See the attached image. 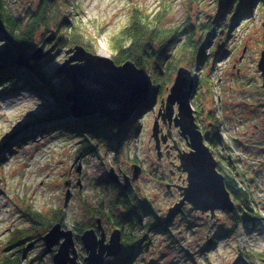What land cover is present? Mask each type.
<instances>
[{"label":"rangeland","instance_id":"1","mask_svg":"<svg viewBox=\"0 0 264 264\" xmlns=\"http://www.w3.org/2000/svg\"><path fill=\"white\" fill-rule=\"evenodd\" d=\"M6 2L15 15L27 20L40 0ZM73 5L71 23L93 43V53L111 58L115 52L113 37L136 8L143 15L159 18L162 28L180 31L189 24L195 27V40L206 46L209 57L201 68L191 69L200 85L192 105L202 118L211 109L222 118V137L231 145L228 149L235 158L232 169L245 172L244 178L252 190V199L246 205L251 210L239 223L231 212L217 210L211 216L186 207L185 216L159 231L150 228L153 219L149 224L143 216L142 224L125 228L134 238L132 246L122 254L126 264H232L240 250L251 255V264H263L256 262L252 254L264 253V89L258 68L264 50V0H234L229 14L235 15L238 10L243 13L237 18L232 16L226 24L221 20L213 22L218 0H74ZM229 14L224 18L228 19ZM214 29L216 34H212ZM59 33L55 27L41 29L30 50L31 54L43 46V55L36 65L40 63L42 74L48 78L59 76L53 78L56 87L62 77L67 80L56 70L72 54L66 50L75 46L60 47ZM186 63L181 66L189 68ZM208 75L216 82L213 90L201 84ZM174 78L160 88L150 108L138 114L139 122L127 126L121 143L108 148L91 138L97 146L93 153L82 148L81 134L64 130V126L50 127L64 121L51 112L49 103L53 98L21 81L0 85V256L19 251L30 264H54L59 243L47 251L44 241L51 228L47 225L53 210L65 212L63 229H72L74 236L77 223L95 224L90 208L104 207L105 215L110 217L121 214V207L111 208L119 188L109 173L112 168L116 172L121 168L133 174V160L144 167L134 185L135 193L151 201L154 214L166 217L179 199L168 192L165 182L178 181L179 174L166 158H158L152 132L158 107L168 96ZM204 126L208 128L209 123ZM176 139L186 145L181 137ZM239 139L244 143H239ZM171 168L176 171L174 177L169 173ZM33 211L45 215L44 225L33 224ZM108 216L102 219L107 241L113 232ZM75 248L77 260L82 261L87 253L76 236ZM111 261L108 257L105 262Z\"/></svg>","mask_w":264,"mask_h":264},{"label":"trees","instance_id":"2","mask_svg":"<svg viewBox=\"0 0 264 264\" xmlns=\"http://www.w3.org/2000/svg\"><path fill=\"white\" fill-rule=\"evenodd\" d=\"M73 3L74 0H40L37 9L27 20H24V18L13 13L8 7L6 0H0V85H4L3 83L14 85L17 81H21L47 96V98H53V102L49 103L51 112L59 115L58 117H61L64 121L54 122L50 127L64 126V130L73 132L75 135L81 134V138H83L82 148L86 149V153H93L97 151V146L90 141L91 138H97L104 146L112 148L114 144L124 139L127 126L130 127L139 122L140 118L136 117L141 111H146L150 108L152 100L159 96L160 88L166 87L172 82L179 66L188 62L186 64L190 69L195 66L201 68L207 61L209 54L206 53V46L200 40H195L196 37L193 35L195 27L192 24L183 27L180 31H176L171 27L162 28L159 18H150L147 15H143L141 10L136 8L132 11L128 23L113 37L112 44L115 52L112 58L118 64L131 60L139 68L143 69L150 80L151 97L139 106L131 120L122 124L115 123L108 118L102 119L98 115H88L81 118L72 117L68 103L64 100V95L71 87L70 82L62 77L59 87H56V82L53 81V78H59V76L46 77L45 73L42 74L40 70V63L33 69L25 68L17 63V55L18 51L30 54L31 48L35 47L34 41L38 32L43 28L50 27H55L61 31L57 39L60 47L80 44L87 50L92 51L93 43L80 32L76 25L71 23L70 14L74 11ZM240 13L243 12L240 11ZM226 21L227 19H221V22L225 24L227 23ZM212 34H216V29L212 30ZM203 83L212 90L216 85L210 75L202 78L201 84ZM49 101L47 99V102ZM210 112L215 121V128L213 137H208L209 143L219 149L220 157L218 162L221 160L228 163L230 162L228 155H223L221 152L224 145L228 148L231 147L222 137L223 120L215 110H210ZM240 143H244V141L241 140ZM230 170L229 173H226L228 175L225 183L237 204L231 215L234 218L233 220L239 223L244 214L251 210L247 206L252 199V190L248 180L244 178L245 172L240 171V176L237 178L236 171L239 170L235 168ZM240 178L241 182L239 183ZM124 197V194H118L111 207L112 209L121 207L123 210L121 214L110 217V215H105L106 210L104 207L102 209L90 208L92 218L98 221V219H104V216H108L107 219L113 227L119 226V222L128 224L127 226L133 228L137 224H142V216L136 212L138 207L136 208L128 200H124ZM146 208L150 209L151 207L147 205ZM65 218L64 211L54 209L52 219L47 226L52 227L55 223L63 225ZM117 221L119 222L117 223ZM32 222L33 224L44 225L45 215L41 212L33 211ZM93 223H77L78 225L74 226L77 240H81V235L85 230L92 227ZM125 242L126 247H131L132 243H134L133 235L130 232L125 233ZM245 256L251 259L249 253ZM252 256L256 257V262H263L264 264L263 252H259L256 255L253 253ZM115 259L117 258L112 259L111 264H126L127 262L122 256L117 259V262L114 261ZM0 264L30 263L18 251L0 256Z\"/></svg>","mask_w":264,"mask_h":264},{"label":"water","instance_id":"3","mask_svg":"<svg viewBox=\"0 0 264 264\" xmlns=\"http://www.w3.org/2000/svg\"><path fill=\"white\" fill-rule=\"evenodd\" d=\"M234 0H218V10L213 22H217L229 14V8ZM43 46L31 54L18 51L17 63L33 69L43 55ZM56 70V74L64 75L71 87L64 95V100L72 117L81 118L88 115H98L122 124L134 116L139 106L151 97V85L147 73L133 61L128 60L118 64L111 57L102 56L87 50L83 45H75L66 50L71 53ZM34 61V62H32ZM264 88V50L258 62ZM199 78L193 70L185 66L177 69L174 82L166 99L162 100L161 109L164 118H172L175 105L178 112L175 124L179 126L182 135L190 140L191 151L181 152L179 168L187 172L188 184L181 187L182 198L169 208L164 223H170L182 212L189 202L192 211L210 212L214 216L217 210L233 212L235 202L226 187L225 177L217 169V160L209 146L205 144L203 133L195 121L192 100L197 94ZM160 127L156 120L153 125V137L159 148ZM141 166H133V180L137 179ZM111 181L120 182L118 174L112 168L109 173ZM125 187L130 185L127 176ZM101 235L95 229H87L81 235V241L86 249L85 261L88 264H106L107 257L121 254L123 245L121 230L114 229L109 241L98 219ZM64 239V240H63ZM44 241L47 251L59 243L58 250L53 255L54 264H78L75 248L74 231L63 229L61 223H55L45 234ZM232 264H251L242 250Z\"/></svg>","mask_w":264,"mask_h":264},{"label":"flooded vegetation","instance_id":"4","mask_svg":"<svg viewBox=\"0 0 264 264\" xmlns=\"http://www.w3.org/2000/svg\"><path fill=\"white\" fill-rule=\"evenodd\" d=\"M235 6H237V3L234 5V7ZM233 13L229 14V18H232V16H235L236 18H237V16H241L240 10H238L235 15H233ZM229 18L227 20H229ZM223 19H226V18H223ZM231 21L232 20H229V22H231ZM238 70H239V68H238ZM199 87H200V85L198 86L197 93H199ZM196 96H197V94L195 95V97ZM160 106L161 107H158L157 115H156L155 120H154V122L156 120H158L159 127H160L159 148L157 147V142H156L155 138L153 137L154 140H155L156 153H157V156H158L159 159L163 160V159L166 158V160L169 161L170 165L177 169L178 174H179L178 178H177L178 181L174 182V181H169L167 179V181L165 182V186H166V189L168 190L169 193H171L172 195H178V199L180 200L182 198V194H181L182 190L180 188L184 187V186H186L188 184V180H187L188 174L183 169L179 168V165H180L179 154H181V152L183 153V152L192 150V147L189 144L190 140L186 138V137H190V136L189 135H182L179 126H177L175 124V116H176V114L178 112V106L175 105V112H174L172 118H168V117L164 118L163 115H161L163 113V111H161V109H164V107L162 106V101H161ZM211 110L213 111V109H211ZM198 113L201 114L197 109L194 108L195 121H196V123L198 125V129L202 131L205 144L210 147L213 155L215 156V158L217 160V169L219 170V172H221L224 175L225 179H227V175L228 174H226V173H229V171H231L230 169H232V166L235 163V158L229 152L228 147L226 145H224L222 147V149H221V152L223 153V155H228L230 162H228V163L226 162L225 164H224V161H221V160L218 162L219 157H220L219 152H218L219 149L216 148L215 146H213L212 144H210L209 143V139H208V137H213V133H214L215 121L213 119V116L211 115L210 111H208L207 116L206 117L203 116V118L200 117L198 115ZM206 122L209 123V127L208 128L204 126L206 124ZM175 131L178 133V136L176 135ZM152 135H153V132H152ZM176 137H181L182 140L181 139L180 140L184 141L186 143V145L184 146L182 144L183 142H181V144H180L178 139H176ZM121 141L119 143H121ZM238 141H239V143L241 142L240 139ZM220 162H222V164H220ZM136 164H138V165L140 164V166H141V170H140V173H139V176H140V174H142L143 171H144V167H143L142 163L138 162V160H133L132 164H131L132 165V169H133V166L136 165ZM116 173L118 174L119 180H121V183L117 184V186L119 188V194H124L125 195L124 200H126V201L128 200V202H130L136 208L138 207V210L136 211L137 214L138 215L140 214L142 217L144 216L147 219V220L143 219V221L145 220V221H148V223H149L150 220L153 219L154 222L151 224V227H150L151 229H152V227H156V228H159V231L165 230L164 227L167 226V224L164 223V218L165 217H162L161 215L154 214V210L151 207V201H149L146 198H142V197H140V195L138 193H135L134 185L136 184L137 179L133 180V174L130 175L126 171H123V169H121V168ZM169 173L173 177L176 175V171L173 168H171L169 170ZM127 176L129 177L130 186L128 188L124 189V183L126 182L125 178ZM239 176H240V171H236V177L238 178ZM231 196H232V194H231ZM232 198H233V200L235 202V199H234L233 196H232ZM147 205H149L151 208L147 209L146 208ZM235 206H237L236 202H235ZM186 207H188L189 210H191L190 209L191 208V204L189 202H187L184 205L182 212L177 214L174 217L173 220H175L178 217L185 216V214H186L185 213V208ZM205 213H208V212H205ZM100 220H101V226H102L103 230L106 233L105 226L102 223V218ZM173 220H172V222H173ZM118 222L119 221H117V223ZM119 224H120L119 226L116 225L115 227L116 228L119 227L121 229V231H122L121 240H122V244H123V250H122L121 254L118 255L119 257H121L122 254L125 252V250L127 248L125 246V243H126L125 242V233L128 232V231H125V228H127L128 224H121L120 222H119ZM111 227L115 228V227H113V225ZM92 228L96 230L98 235H101V230L99 229V222L97 220H96L95 224H93L92 227H90L88 229H92ZM106 240H107V237H106ZM119 257H117V256L112 257V258L110 257V259L119 258ZM80 262L82 264H87V262L85 261V257Z\"/></svg>","mask_w":264,"mask_h":264},{"label":"bare ground","instance_id":"5","mask_svg":"<svg viewBox=\"0 0 264 264\" xmlns=\"http://www.w3.org/2000/svg\"><path fill=\"white\" fill-rule=\"evenodd\" d=\"M115 183V182H114ZM118 183H121V180H120V182H118ZM118 183H116V184H118ZM130 186V185H129ZM128 186V187H129ZM128 187H125V183H124V189H126V188H128ZM118 229H120L119 227H117ZM116 227L115 228H113V230L114 229H117ZM127 228H129V226H127ZM121 230V229H120ZM74 238H75V236H74ZM121 238H122V231H121ZM64 240V239H63ZM122 241V240H121ZM82 242V241H81ZM123 245V244H122ZM86 250V249H85ZM87 253V252H86ZM77 262H78V264H82L80 261H78L77 260Z\"/></svg>","mask_w":264,"mask_h":264}]
</instances>
